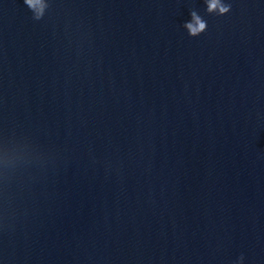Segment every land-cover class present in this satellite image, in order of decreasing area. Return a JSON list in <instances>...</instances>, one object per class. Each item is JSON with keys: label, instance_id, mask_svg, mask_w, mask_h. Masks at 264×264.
<instances>
[{"label": "clouds", "instance_id": "clouds-1", "mask_svg": "<svg viewBox=\"0 0 264 264\" xmlns=\"http://www.w3.org/2000/svg\"><path fill=\"white\" fill-rule=\"evenodd\" d=\"M29 2H31V0H29ZM216 5H215V3H213L212 5H210V9L211 8H214ZM225 9H221V11H224ZM204 27V25L203 24H200V28L202 29ZM189 28H192V26L191 25H189ZM192 31L193 32H195L196 31V29H192Z\"/></svg>", "mask_w": 264, "mask_h": 264}]
</instances>
